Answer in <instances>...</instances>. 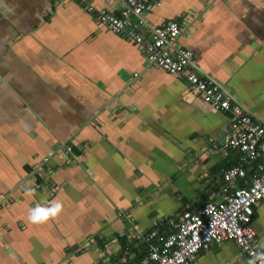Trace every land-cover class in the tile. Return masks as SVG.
Returning a JSON list of instances; mask_svg holds the SVG:
<instances>
[{"label": "crops", "instance_id": "crops-1", "mask_svg": "<svg viewBox=\"0 0 264 264\" xmlns=\"http://www.w3.org/2000/svg\"><path fill=\"white\" fill-rule=\"evenodd\" d=\"M125 1L0 0V264H139L155 222L169 232L166 219L249 186L258 163L222 180L240 161L221 147L230 114L87 10L117 13ZM159 2L130 17L144 40L177 21L174 46L192 53V69L264 124V0ZM52 200L57 217L28 220ZM250 227L264 242V199ZM248 260L224 241L187 264Z\"/></svg>", "mask_w": 264, "mask_h": 264}, {"label": "built area", "instance_id": "built-area-1", "mask_svg": "<svg viewBox=\"0 0 264 264\" xmlns=\"http://www.w3.org/2000/svg\"><path fill=\"white\" fill-rule=\"evenodd\" d=\"M153 5L159 6V0H126L117 13L96 11L92 7L87 10L94 14L100 26L141 46L149 65L162 69L176 79L185 80L189 89L202 101L216 110L230 114L233 129L221 147L238 151L240 161L238 166L223 173V182L230 183L237 178H244V166L258 164L249 178V186H236L231 190L223 187L215 192V198H207L198 209H187L176 218L166 219L163 224L170 226L171 231L167 232L155 222L154 229L144 237L147 253L139 264H187L211 243L224 241L235 243L240 252L250 259L253 252L262 251L250 223L254 207L264 199V124L232 102L218 86L192 69V53L174 46L181 32L177 21L169 20L153 29L151 40H144L137 25L131 23L130 17H139ZM70 150L68 146L64 154L60 155L70 153ZM36 187L40 188L42 184ZM217 197L221 199L216 200Z\"/></svg>", "mask_w": 264, "mask_h": 264}, {"label": "clouds", "instance_id": "clouds-1", "mask_svg": "<svg viewBox=\"0 0 264 264\" xmlns=\"http://www.w3.org/2000/svg\"><path fill=\"white\" fill-rule=\"evenodd\" d=\"M26 195L35 196V189H26ZM63 210V204L59 200H52L43 204L37 203L34 207L28 210V220L32 223H44L51 218L57 217ZM258 247L264 249V242H261ZM247 264H264V250L256 251L251 254V258Z\"/></svg>", "mask_w": 264, "mask_h": 264}, {"label": "trees", "instance_id": "trees-1", "mask_svg": "<svg viewBox=\"0 0 264 264\" xmlns=\"http://www.w3.org/2000/svg\"><path fill=\"white\" fill-rule=\"evenodd\" d=\"M254 172V171H253ZM246 178V177H245Z\"/></svg>", "mask_w": 264, "mask_h": 264}]
</instances>
